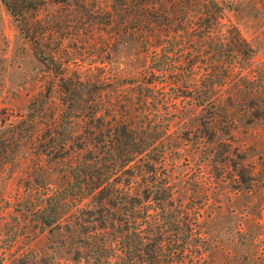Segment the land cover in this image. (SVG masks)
I'll list each match as a JSON object with an SVG mask.
<instances>
[{
  "label": "rangeland",
  "instance_id": "374dc122",
  "mask_svg": "<svg viewBox=\"0 0 264 264\" xmlns=\"http://www.w3.org/2000/svg\"><path fill=\"white\" fill-rule=\"evenodd\" d=\"M41 1L24 11L31 39L0 0V264H91L95 243L104 249L123 235L95 221L89 198L64 200L61 223L45 225V209L72 181L83 141L98 133L96 118L143 124L140 84L152 53L120 17L111 26L112 3ZM241 1L225 21L255 54L215 53L202 64L203 73L227 79L205 106L183 85L167 86L180 95L177 114L146 157L156 177L169 179L175 203L199 208L196 264H264V0ZM165 108L153 122L168 121ZM125 203L109 208L121 218ZM109 263L105 255L99 264Z\"/></svg>",
  "mask_w": 264,
  "mask_h": 264
},
{
  "label": "trees",
  "instance_id": "16d2710c",
  "mask_svg": "<svg viewBox=\"0 0 264 264\" xmlns=\"http://www.w3.org/2000/svg\"><path fill=\"white\" fill-rule=\"evenodd\" d=\"M89 1L76 0L75 3ZM241 2H100L112 3L107 11L111 26L120 17L124 32L137 37L144 51L152 53L153 60L149 73L145 74L149 76L148 80L140 84L143 86L139 96V108L145 119L143 124L105 120L104 115L96 118L93 126L98 133L94 132L89 141H83L81 149L84 153L71 170L72 181L58 193L55 201L54 197L53 201L49 199L45 209L50 211L43 219L45 225L61 223L65 218L61 206L64 200L69 196L80 201L89 198L100 216L95 221L123 235L118 245L106 242L103 249L95 243L91 264H99L105 255L111 261L109 264H196L200 261L203 237L199 228V208L175 203L169 179L164 177L165 173L156 177V166L151 165V158L146 157L150 155V148H158L157 143L163 141V134L168 132L171 119L177 114L176 99L180 95L168 93L164 90L167 86L179 88L183 85L190 91L186 96L193 98L195 105L205 106L211 102L216 88L227 79L217 73H203L202 64L215 53L221 56L236 51L246 58L255 54L240 28L229 20L225 21L226 12L238 10L235 3ZM4 3L33 39L23 21L24 11L38 10L42 1L4 0ZM36 48L39 58L46 60L42 51ZM236 62L242 63L240 59ZM204 76L210 81L203 83ZM162 106L166 107L168 121L153 122L152 115L157 116ZM118 198L126 201V212L121 218L109 208ZM96 237L95 233L93 239Z\"/></svg>",
  "mask_w": 264,
  "mask_h": 264
}]
</instances>
